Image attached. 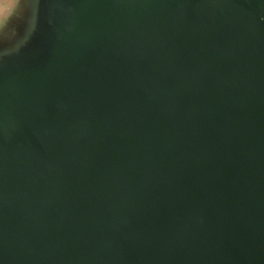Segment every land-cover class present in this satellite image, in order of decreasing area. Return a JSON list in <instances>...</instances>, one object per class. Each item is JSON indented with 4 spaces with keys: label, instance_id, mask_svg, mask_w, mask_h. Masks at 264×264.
<instances>
[{
    "label": "water",
    "instance_id": "water-1",
    "mask_svg": "<svg viewBox=\"0 0 264 264\" xmlns=\"http://www.w3.org/2000/svg\"><path fill=\"white\" fill-rule=\"evenodd\" d=\"M0 264H264V0H16Z\"/></svg>",
    "mask_w": 264,
    "mask_h": 264
},
{
    "label": "crops",
    "instance_id": "crops-1",
    "mask_svg": "<svg viewBox=\"0 0 264 264\" xmlns=\"http://www.w3.org/2000/svg\"><path fill=\"white\" fill-rule=\"evenodd\" d=\"M15 5L16 0H0V27L9 17V14Z\"/></svg>",
    "mask_w": 264,
    "mask_h": 264
}]
</instances>
